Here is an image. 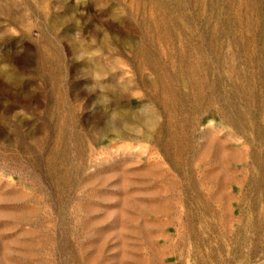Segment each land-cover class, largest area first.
I'll list each match as a JSON object with an SVG mask.
<instances>
[{
    "label": "rangeland",
    "instance_id": "obj_1",
    "mask_svg": "<svg viewBox=\"0 0 264 264\" xmlns=\"http://www.w3.org/2000/svg\"><path fill=\"white\" fill-rule=\"evenodd\" d=\"M0 264H264V0H0Z\"/></svg>",
    "mask_w": 264,
    "mask_h": 264
}]
</instances>
